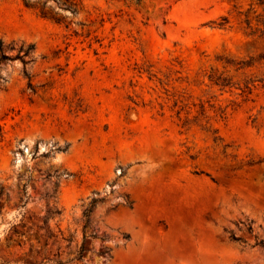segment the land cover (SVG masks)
Wrapping results in <instances>:
<instances>
[{
	"label": "rangeland",
	"instance_id": "obj_1",
	"mask_svg": "<svg viewBox=\"0 0 264 264\" xmlns=\"http://www.w3.org/2000/svg\"><path fill=\"white\" fill-rule=\"evenodd\" d=\"M73 1L0 0V264H264V0Z\"/></svg>",
	"mask_w": 264,
	"mask_h": 264
},
{
	"label": "trees",
	"instance_id": "obj_2",
	"mask_svg": "<svg viewBox=\"0 0 264 264\" xmlns=\"http://www.w3.org/2000/svg\"><path fill=\"white\" fill-rule=\"evenodd\" d=\"M24 5L27 7H31L34 8L38 11L39 15L50 19L52 21H54L55 23H65V25H68L69 22L65 21V16H59L57 12L52 13L50 7L47 5L48 0H43V1H39V0H22ZM54 1L57 6L59 7V9H61L62 11H68L70 15H75L78 10H79V6L78 4L73 1V0H52ZM134 1L136 4H139L141 2V0H131ZM9 50H14V45L8 47ZM35 47L33 44H29L25 49H22V47H19L18 54L16 57H19L22 61L23 64V74L25 77L28 78V87L30 89H32V82L30 79V76L25 68V65L28 61H32L33 60V51H34ZM22 53V54H21ZM0 57L1 59H14V57H10L8 54H6L3 50L2 47V43L0 41ZM27 58V60L25 59ZM3 191L2 188H0V195H2ZM22 195H25V187H23L22 189ZM98 201L96 199H92L90 202V207L86 208L83 211V224H82V234H81V240L79 244H76V248L70 252V256H67L66 258H62L60 253L57 254V257H50V256H45L43 257L40 261H35V264H74V263H80L84 261V255L85 253L88 251V248L85 247V243L86 240H91L94 238H97L96 233L95 232H90L87 234L86 232V228H87V224H88V216H89V212H90V208L95 204V202ZM129 207H131V202H127L126 203ZM59 213V212H58ZM248 230L251 231L252 227L251 225L248 226ZM51 236H53L51 234ZM129 235L128 234H123V238L124 239H128ZM230 238L232 240H240V238L236 237L234 233L230 234ZM62 239H64L67 244L66 246L69 247L72 245V243L74 242V237L73 236H68V237H62ZM105 239V235L101 236V240ZM256 244L259 245H263L262 240H256ZM45 246H47V242H45L44 244ZM98 253L102 254V255H108V250L107 249H103V250H99ZM110 257V256H109Z\"/></svg>",
	"mask_w": 264,
	"mask_h": 264
}]
</instances>
